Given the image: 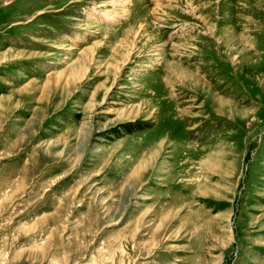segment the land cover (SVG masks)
<instances>
[{
    "label": "rangeland",
    "instance_id": "374dc122",
    "mask_svg": "<svg viewBox=\"0 0 264 264\" xmlns=\"http://www.w3.org/2000/svg\"><path fill=\"white\" fill-rule=\"evenodd\" d=\"M0 264H264V0H0Z\"/></svg>",
    "mask_w": 264,
    "mask_h": 264
},
{
    "label": "bare ground",
    "instance_id": "6f19581e",
    "mask_svg": "<svg viewBox=\"0 0 264 264\" xmlns=\"http://www.w3.org/2000/svg\"><path fill=\"white\" fill-rule=\"evenodd\" d=\"M180 76V75H179ZM179 78V77H178ZM181 78H184V81L182 82V83H184L185 85L187 84V78H190V80L192 81V83H193V86L195 87V88H199V89H201V90H204V84L202 85V79L201 78H193L192 76H189V74L187 73V72H182V76H181ZM200 81V83H198L199 81ZM190 81V82H191ZM190 82H188V83H190ZM198 90V89H197ZM220 104V103H219ZM159 149V148H158Z\"/></svg>",
    "mask_w": 264,
    "mask_h": 264
}]
</instances>
